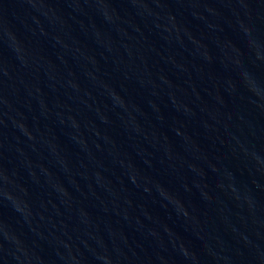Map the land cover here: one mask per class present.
Returning <instances> with one entry per match:
<instances>
[{
    "label": "water",
    "instance_id": "obj_1",
    "mask_svg": "<svg viewBox=\"0 0 264 264\" xmlns=\"http://www.w3.org/2000/svg\"><path fill=\"white\" fill-rule=\"evenodd\" d=\"M0 264H264V0H0Z\"/></svg>",
    "mask_w": 264,
    "mask_h": 264
}]
</instances>
